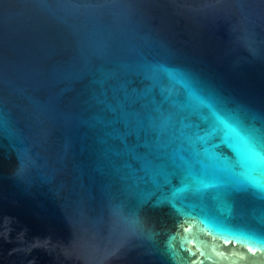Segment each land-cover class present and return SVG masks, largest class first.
I'll return each instance as SVG.
<instances>
[{
  "label": "water",
  "instance_id": "obj_1",
  "mask_svg": "<svg viewBox=\"0 0 264 264\" xmlns=\"http://www.w3.org/2000/svg\"><path fill=\"white\" fill-rule=\"evenodd\" d=\"M138 57L222 155L208 104L264 137V0H0V264H264L254 187L174 197L180 176L129 160L130 191L101 163L93 74Z\"/></svg>",
  "mask_w": 264,
  "mask_h": 264
},
{
  "label": "snow or ice",
  "instance_id": "obj_2",
  "mask_svg": "<svg viewBox=\"0 0 264 264\" xmlns=\"http://www.w3.org/2000/svg\"><path fill=\"white\" fill-rule=\"evenodd\" d=\"M156 66L143 57L125 62L117 59L110 67H100L93 74L92 94L95 106L90 125L99 137L97 155L110 173L128 181L130 191L138 188L140 178L129 160L139 162L140 170L159 175L180 176L177 193L191 191L203 195L214 192L221 199L234 189L249 186L264 200V180L260 175V129L248 128L244 134L219 115L211 104L212 115L231 139L238 158L233 160L216 151L211 139L217 125L203 131L187 122L180 112L164 107L156 98ZM200 103H206L200 100Z\"/></svg>",
  "mask_w": 264,
  "mask_h": 264
}]
</instances>
